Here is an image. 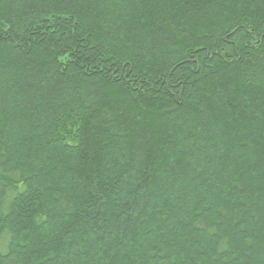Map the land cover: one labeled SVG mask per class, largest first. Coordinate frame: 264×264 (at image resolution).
Returning a JSON list of instances; mask_svg holds the SVG:
<instances>
[{
  "label": "trees",
  "instance_id": "1",
  "mask_svg": "<svg viewBox=\"0 0 264 264\" xmlns=\"http://www.w3.org/2000/svg\"><path fill=\"white\" fill-rule=\"evenodd\" d=\"M0 264H264V0H0Z\"/></svg>",
  "mask_w": 264,
  "mask_h": 264
}]
</instances>
